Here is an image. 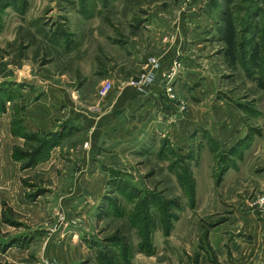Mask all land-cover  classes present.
<instances>
[{"label": "rangeland", "instance_id": "rangeland-1", "mask_svg": "<svg viewBox=\"0 0 264 264\" xmlns=\"http://www.w3.org/2000/svg\"><path fill=\"white\" fill-rule=\"evenodd\" d=\"M161 1L0 0V91H7L0 106V264L227 263L220 255L232 244L231 225L216 227L238 220L231 209L241 198L236 186L220 184L264 141V0H205L192 11L193 25L182 29L188 40L175 57L184 73L178 81L162 76L151 94L154 111L130 149L104 144L80 178L84 158L77 155V189L71 168L67 177L60 172L72 162L67 151L54 150L53 166L43 172L27 170L49 158L31 165L47 133L23 125L30 109L42 116L43 82L67 81L59 72H71L72 55L88 59L93 46L103 55L163 53L173 29L157 34L167 13ZM176 9L170 18L182 13V5ZM9 76L16 80H3ZM82 78L69 83L91 82ZM77 125L85 146L88 129L79 117ZM10 133L24 144L15 145ZM145 197L146 207L138 203Z\"/></svg>", "mask_w": 264, "mask_h": 264}, {"label": "crops", "instance_id": "crops-1", "mask_svg": "<svg viewBox=\"0 0 264 264\" xmlns=\"http://www.w3.org/2000/svg\"><path fill=\"white\" fill-rule=\"evenodd\" d=\"M187 1H161L164 7L166 6L164 11H167V13L165 12L164 21L157 25L158 27L160 26L157 34L161 33L163 27L173 29L168 31L171 36L167 35L163 38L165 47L163 53H158L157 50H154L157 54L113 55L108 51L103 55L99 51L102 48L93 46L91 49L95 50L90 53L88 59L83 58L82 55H77V51L72 55L71 60L68 57L70 55H64L66 61H71V72H59L58 78H67V81L59 79L57 82L54 80V82L48 77L43 82L45 92L42 95V116L39 117L37 108L30 109L27 111L29 112L28 118L25 116L23 121L24 127L29 131H40L41 133H47V135L57 132L61 139L50 150V159L48 158L49 160L46 159L47 161L44 160L45 162L41 161L33 167L31 166V168L27 169L28 172H43L39 171V169L47 170L51 168L53 166L52 158L56 154L54 150L60 153L63 150L67 151L69 152V157L72 158V162L66 164L65 168L60 170V172L67 177V168H71V181L77 189V155L79 153L84 158L83 166L79 169L80 178L85 164L88 162L93 163L94 160L99 158L104 144H110L115 141L117 146L123 150L130 149L133 146V142L137 141L139 127L154 111L155 99L152 98L153 95L151 94L160 88L158 84L161 83L160 79L163 73L158 71L156 81L151 85L152 89L149 87L144 93L139 92L130 85L129 81L147 69L146 62L151 56L160 58L162 64L163 62L165 63L163 66L167 67L168 63L178 56L176 54L181 53L180 50L183 45L178 47V43L184 44L188 40L187 35L182 33V29L193 25L195 17H192V11L199 9L200 5L205 2V0ZM180 5L183 8L182 13L170 18V12L175 11L176 13V8ZM183 73L182 70L179 71L175 81H178ZM79 76H83L82 79H85V81L91 78V82L78 86L77 83H75L76 85L74 83L70 85L69 82H76ZM96 76H100V80ZM106 78L114 81L115 88L109 97L101 99L98 98L97 91L99 85ZM175 89L176 84H174V91ZM77 117L81 119L86 129H88L84 141V143L88 142L87 146H83V143H80V139H77V132H81L83 129L81 128L77 131V127H79L77 125ZM10 135L15 140V145L24 144L25 139L22 136L11 133ZM261 137L264 140V133ZM259 156L264 159V141L254 143L250 148L249 155L245 158L248 161L245 160L247 162H244L243 160L237 168L229 169L222 182L220 181V185H226L227 189L230 186H236L233 192H236L241 198L240 206L231 209L238 220L231 223L226 219L216 227L231 225L229 231L232 232L230 238L232 244L228 245L230 247L229 252L225 249L220 255L227 258L226 264H264V208L259 207L255 203L256 194L264 192V171L259 172L258 169L262 167L260 166L262 164L257 163L260 160ZM254 161H256V164L254 172L251 173L249 170L253 167L252 162L254 164ZM94 166V164H91L90 168H95ZM263 168L264 165L261 169ZM239 184L240 186H238ZM239 193L242 195H239ZM252 194L255 195L250 198ZM38 201L35 200L30 203ZM226 228L228 227H223L220 231ZM211 239L214 240V236Z\"/></svg>", "mask_w": 264, "mask_h": 264}, {"label": "built area", "instance_id": "built-area-1", "mask_svg": "<svg viewBox=\"0 0 264 264\" xmlns=\"http://www.w3.org/2000/svg\"><path fill=\"white\" fill-rule=\"evenodd\" d=\"M147 69L140 74L138 77L133 78L129 81V84L136 88L139 92H145L152 84L156 81V76L158 71L160 72L161 66L163 64L159 61V58L151 57L146 62ZM168 72L163 74L168 80L172 81L176 75L181 71L182 64L178 59H173L170 63H168ZM154 70V71H153ZM114 81L112 79L106 78L102 81V83L98 87V95L100 97L108 96L111 91L114 90ZM167 91H171V87L168 85ZM88 145V142L85 143V146ZM256 203L260 207H264V194L260 195L257 198Z\"/></svg>", "mask_w": 264, "mask_h": 264}, {"label": "trees", "instance_id": "trees-1", "mask_svg": "<svg viewBox=\"0 0 264 264\" xmlns=\"http://www.w3.org/2000/svg\"><path fill=\"white\" fill-rule=\"evenodd\" d=\"M6 95H7V91H6V94L4 92L2 93V91H0V106H1V104L3 102V97L6 96ZM59 140H60V135L57 132H52L49 135H47L46 137H44L41 140L39 147L36 149V153L35 154L37 156L31 161L32 162L31 165L36 164L37 162H39V160H42V158H45L46 156H48L49 153H50V150L58 143ZM228 168H229V166L228 167H224V168H222L220 170L221 175L219 177V181H221V177L223 176V174L225 173V171ZM189 180L191 182V187H190V190H189L190 199L192 200V202H194L195 201V198H196V188H195L196 185H195V181L193 179V176H190ZM119 189H120L121 192H127L128 194H131V190H128L125 185L124 186L122 184L119 185ZM147 198L148 197H145V199L140 200L138 203L139 204H143L146 207L147 200H148ZM173 202L175 203V205L177 207L180 206L179 202H177V201H173ZM164 203L167 204L165 201H164ZM176 218H178V217H176ZM170 229H171V226L169 227L168 231Z\"/></svg>", "mask_w": 264, "mask_h": 264}, {"label": "water", "instance_id": "water-1", "mask_svg": "<svg viewBox=\"0 0 264 264\" xmlns=\"http://www.w3.org/2000/svg\"><path fill=\"white\" fill-rule=\"evenodd\" d=\"M3 80L8 81V82H13L16 80V77L15 76H9V77L4 78Z\"/></svg>", "mask_w": 264, "mask_h": 264}]
</instances>
